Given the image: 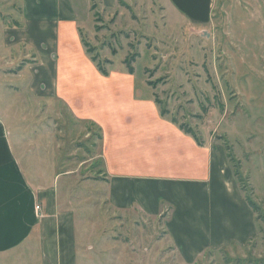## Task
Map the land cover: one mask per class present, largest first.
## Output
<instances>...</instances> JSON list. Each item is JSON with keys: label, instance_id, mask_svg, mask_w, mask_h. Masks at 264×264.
<instances>
[{"label": "rangeland", "instance_id": "rangeland-1", "mask_svg": "<svg viewBox=\"0 0 264 264\" xmlns=\"http://www.w3.org/2000/svg\"><path fill=\"white\" fill-rule=\"evenodd\" d=\"M85 1L73 3L80 31L108 76L112 71L126 74L124 61L135 54L129 82L138 100L148 103L155 95L170 118L189 125L203 143L222 148L244 199L248 195L260 208L259 217L254 214L255 237L240 246L206 251L193 264H264V10L254 15L236 10L239 2L260 9L263 0H229L225 7L216 6L212 25L199 28L164 0H122L127 7L117 3L112 10L103 8L101 0ZM23 19L22 0H0V65H7L12 54L6 70L14 69L9 73L15 75L30 57L21 44L5 46V29L22 23L25 29ZM23 76L0 78L1 111L16 142L24 138L51 184L57 167L70 174H60L55 187L75 211L79 264H183L165 233L174 206L163 201L160 218L136 211L118 214L108 206L98 155L103 131L82 116L95 108L81 100L76 108L44 93L35 95L28 88V69ZM120 78L105 82L117 97L124 93L118 86L127 83ZM4 81L17 92L5 93ZM40 260L39 253L28 256L18 250L3 264Z\"/></svg>", "mask_w": 264, "mask_h": 264}, {"label": "crops", "instance_id": "crops-1", "mask_svg": "<svg viewBox=\"0 0 264 264\" xmlns=\"http://www.w3.org/2000/svg\"><path fill=\"white\" fill-rule=\"evenodd\" d=\"M164 1L197 28L212 25L216 6L229 2ZM73 3L22 0L26 27L22 23L5 29V46L21 44L30 60L17 75L10 74L6 67L13 62L11 54L8 64L0 65V78L24 77L28 69L33 94H46L76 108L81 100L83 106L95 108L82 116L103 131L98 155L108 206L118 214L136 211L149 218L163 215V201L174 206L164 223L165 233L183 264H193L206 251L240 246L255 237V215L236 184L224 150L206 143L198 146L169 117H161L154 99L138 100L126 70V74L100 75L82 45ZM101 3L110 10L118 5L117 0ZM261 9L264 0L260 9L240 2L236 8L252 15ZM23 31L26 35H20ZM115 75L127 82L118 86L123 97L105 83ZM1 84L5 93L17 92L10 83ZM24 141L16 142L0 105V264L18 250L28 256L39 253V264H79L75 211L71 202L61 201L55 187L60 174H70L57 167L59 173L51 184L42 171L45 167L34 162L33 150Z\"/></svg>", "mask_w": 264, "mask_h": 264}, {"label": "trees", "instance_id": "trees-1", "mask_svg": "<svg viewBox=\"0 0 264 264\" xmlns=\"http://www.w3.org/2000/svg\"><path fill=\"white\" fill-rule=\"evenodd\" d=\"M117 3L122 6V7H127L126 4L124 2H122V0H117ZM95 6L92 5V8H94ZM80 37H81V42H82V45L86 51V54L89 56L91 62L94 64V66L96 67L97 71L100 73V75L104 76V77H107L109 75V72L108 70L103 66V62L101 61H98V58L96 56H93L91 53H92V48L89 46L88 42H86V40L83 38L82 34L80 33ZM135 58H136V55H131L129 58H127L125 61H124V65H125V69H126V72L129 74V75H133L134 74V67H133V63L135 62ZM20 70V67L18 68V71ZM153 99H154V103L156 104V106L158 107L159 109V112H160V115L161 117H169L170 121L175 124L180 131H182L184 134L186 135H189L191 136L194 141L196 142V144L198 146H203V141L200 140V138L196 135V132L187 124H184V123H179L176 118L172 117L170 118V114L167 110L165 109H162L161 108V102L158 100V98L153 95ZM99 130V129H98ZM98 139L101 140V135H98ZM228 157L229 159L232 161V158L230 157V155L228 154ZM233 162V161H232ZM234 166V165H233ZM234 175L236 176L239 184H240V187H241V190L242 192H245L244 190V186H243V182H242V178L240 176V173L238 172V170L236 169V166H234ZM245 201L246 203L248 204V206L251 208V210L253 211V213L257 216L260 214V208L259 206L253 202L251 200V198L245 194ZM259 216H257L258 218ZM263 219H264V216H261Z\"/></svg>", "mask_w": 264, "mask_h": 264}, {"label": "built area", "instance_id": "built-area-1", "mask_svg": "<svg viewBox=\"0 0 264 264\" xmlns=\"http://www.w3.org/2000/svg\"><path fill=\"white\" fill-rule=\"evenodd\" d=\"M36 209L39 210V207L37 206Z\"/></svg>", "mask_w": 264, "mask_h": 264}]
</instances>
